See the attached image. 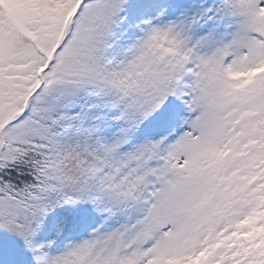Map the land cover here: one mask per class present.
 <instances>
[{"label":"snow or ice","instance_id":"snow-or-ice-1","mask_svg":"<svg viewBox=\"0 0 264 264\" xmlns=\"http://www.w3.org/2000/svg\"><path fill=\"white\" fill-rule=\"evenodd\" d=\"M0 264H264V0H0Z\"/></svg>","mask_w":264,"mask_h":264}]
</instances>
